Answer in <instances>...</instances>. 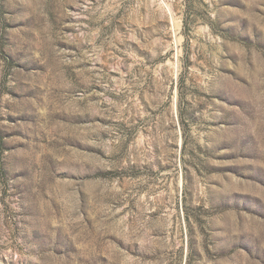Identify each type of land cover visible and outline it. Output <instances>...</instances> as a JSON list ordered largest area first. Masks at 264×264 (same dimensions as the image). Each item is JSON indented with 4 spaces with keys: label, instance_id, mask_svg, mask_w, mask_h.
<instances>
[{
    "label": "rangeland",
    "instance_id": "1",
    "mask_svg": "<svg viewBox=\"0 0 264 264\" xmlns=\"http://www.w3.org/2000/svg\"><path fill=\"white\" fill-rule=\"evenodd\" d=\"M0 264H264V0H0Z\"/></svg>",
    "mask_w": 264,
    "mask_h": 264
}]
</instances>
